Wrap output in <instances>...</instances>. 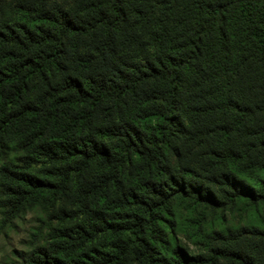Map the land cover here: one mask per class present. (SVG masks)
<instances>
[{
	"label": "trees",
	"instance_id": "obj_1",
	"mask_svg": "<svg viewBox=\"0 0 264 264\" xmlns=\"http://www.w3.org/2000/svg\"><path fill=\"white\" fill-rule=\"evenodd\" d=\"M11 264H264V0H0Z\"/></svg>",
	"mask_w": 264,
	"mask_h": 264
},
{
	"label": "rangeland",
	"instance_id": "obj_2",
	"mask_svg": "<svg viewBox=\"0 0 264 264\" xmlns=\"http://www.w3.org/2000/svg\"><path fill=\"white\" fill-rule=\"evenodd\" d=\"M38 213L26 211L11 221H5L0 214V264H11L19 251L28 249L32 234L38 228Z\"/></svg>",
	"mask_w": 264,
	"mask_h": 264
}]
</instances>
